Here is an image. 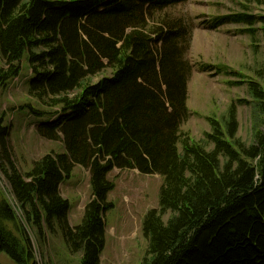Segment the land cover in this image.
Here are the masks:
<instances>
[{
  "label": "trees",
  "instance_id": "1",
  "mask_svg": "<svg viewBox=\"0 0 264 264\" xmlns=\"http://www.w3.org/2000/svg\"><path fill=\"white\" fill-rule=\"evenodd\" d=\"M187 1L0 0V89L21 74L26 58L30 96L55 110L37 132L65 149L23 172L2 114L0 171L27 223L39 234L44 223L57 228L79 264H101L115 169L163 179L158 207L143 220L142 264H264V133L252 143L238 136V105L249 101L208 117L205 140L184 130L192 117L193 66L185 59L191 32L170 11ZM248 1L264 8V0ZM225 25H243L253 38L260 32L264 43V15L211 19L215 30ZM259 74L264 80V70ZM248 95L262 120L260 82L248 83ZM28 108L38 119L50 113ZM77 167L90 174L91 199L72 226L61 185ZM15 224L11 206L0 202V255L37 264L25 229L17 227L20 236L10 229Z\"/></svg>",
  "mask_w": 264,
  "mask_h": 264
},
{
  "label": "rangeland",
  "instance_id": "2",
  "mask_svg": "<svg viewBox=\"0 0 264 264\" xmlns=\"http://www.w3.org/2000/svg\"><path fill=\"white\" fill-rule=\"evenodd\" d=\"M264 15V8L248 0H188L170 12L185 21L191 32L185 46V59L193 66L188 91V105L192 117L184 126L196 140H205L211 132L208 117L225 116L232 102L249 101L238 105L240 129L238 136L246 142L254 141L257 131L264 133V118L248 95V83L264 80L259 72L264 70V43L259 32L243 33V25H225L218 30L211 27V19L233 13ZM190 26V27H189ZM259 27V26H257ZM3 66L0 57V67ZM21 74L0 89V116L5 114V126L9 128L10 142L14 148L18 167L28 172L32 164L43 156L65 151L60 141L43 138L37 125L48 120L53 109L42 108L29 94V81L33 72L26 58L22 61ZM208 67V72L202 69ZM28 106L50 112L45 118L33 116ZM115 189L109 195L114 209L106 214V245L101 254V264H142L146 256L147 241L143 235L146 214L158 207L159 190L163 179L159 175H143L137 170L115 169L110 174ZM62 196L69 200L70 224L81 223L86 205L91 199L90 174L77 167L71 179L61 185ZM6 201L17 216V224L10 225L12 232L20 236L17 227L23 228L33 246L37 264H79L80 255L71 254L63 236L46 223L42 234L27 223L16 201L11 186L0 171V202ZM0 264H16L6 254L0 255Z\"/></svg>",
  "mask_w": 264,
  "mask_h": 264
}]
</instances>
